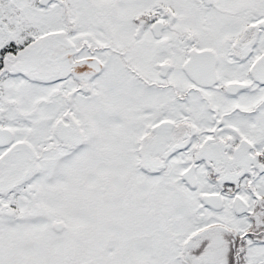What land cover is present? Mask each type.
I'll return each mask as SVG.
<instances>
[{
  "label": "snow or ice",
  "instance_id": "1",
  "mask_svg": "<svg viewBox=\"0 0 264 264\" xmlns=\"http://www.w3.org/2000/svg\"><path fill=\"white\" fill-rule=\"evenodd\" d=\"M0 264H264V0H0Z\"/></svg>",
  "mask_w": 264,
  "mask_h": 264
}]
</instances>
